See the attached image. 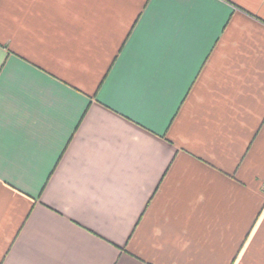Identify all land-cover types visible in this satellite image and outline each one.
<instances>
[{
  "label": "crops",
  "instance_id": "0c3cea01",
  "mask_svg": "<svg viewBox=\"0 0 264 264\" xmlns=\"http://www.w3.org/2000/svg\"><path fill=\"white\" fill-rule=\"evenodd\" d=\"M219 4L0 0V264H242L264 120L200 101L264 0Z\"/></svg>",
  "mask_w": 264,
  "mask_h": 264
},
{
  "label": "snow or ice",
  "instance_id": "6c2138e0",
  "mask_svg": "<svg viewBox=\"0 0 264 264\" xmlns=\"http://www.w3.org/2000/svg\"><path fill=\"white\" fill-rule=\"evenodd\" d=\"M34 3L40 7L59 8L63 6L64 0H34ZM152 3L153 6H222L219 0H152ZM7 60L6 55L0 57V69L4 68ZM200 103L204 105L206 119L209 122L216 118H226L238 111H243L249 116L259 115L261 120H264V63L257 64L250 51L236 50L230 57L225 58L215 78L208 83L206 94ZM259 196L264 197V189L260 190ZM252 223H255V220ZM247 231L251 232V228ZM245 239L248 237L245 236ZM230 259L235 260V256ZM242 264H264V226L245 246Z\"/></svg>",
  "mask_w": 264,
  "mask_h": 264
}]
</instances>
